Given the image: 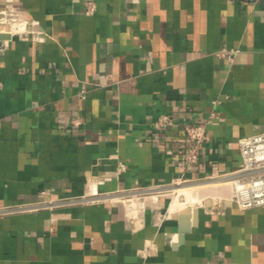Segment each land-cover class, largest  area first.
<instances>
[{"label":"crops","instance_id":"0c3cea01","mask_svg":"<svg viewBox=\"0 0 264 264\" xmlns=\"http://www.w3.org/2000/svg\"><path fill=\"white\" fill-rule=\"evenodd\" d=\"M10 7L39 35L0 50V209L80 200L1 212L0 264H264V206L239 209L224 182L238 140L264 131V0H0ZM162 113L172 127H153ZM187 123L208 135L191 167ZM180 177L219 187L177 243L165 190L136 214L124 196Z\"/></svg>","mask_w":264,"mask_h":264},{"label":"built area","instance_id":"2783aa9c","mask_svg":"<svg viewBox=\"0 0 264 264\" xmlns=\"http://www.w3.org/2000/svg\"><path fill=\"white\" fill-rule=\"evenodd\" d=\"M236 1V0H229ZM243 1V0H238ZM96 11V5L93 1H88L85 13L90 15ZM33 23L25 19L20 12L13 8H7L0 11V34H10L11 36L19 34L23 37H38L39 32L32 29ZM13 28H22L21 31H14ZM7 39H0V50ZM237 49L221 48L215 54L219 58H225L232 62ZM217 101H214L216 103ZM175 121L169 114L162 113L153 122V127L166 129L172 127ZM184 134L187 145L181 150V159L185 166L191 167L198 163L200 146L208 140V135L203 123H187L184 127ZM239 153L242 164L235 171L225 175L224 182L230 187L229 200L239 209H249L264 206V131H259L250 135L241 137L238 140ZM181 181H189L180 177ZM167 190V187H147L134 188L125 191V202L130 205L131 201L137 204V209L145 205L148 196L157 197L155 190ZM112 196V195H111ZM80 199L75 197L62 198L46 203H31L0 209L1 212L17 211L29 208H39L46 206H56L69 203H76ZM129 207V206H128Z\"/></svg>","mask_w":264,"mask_h":264},{"label":"rangeland","instance_id":"374dc122","mask_svg":"<svg viewBox=\"0 0 264 264\" xmlns=\"http://www.w3.org/2000/svg\"><path fill=\"white\" fill-rule=\"evenodd\" d=\"M201 181H207V183H203L201 185H199V187L197 188V190L194 192L193 197H186L187 195L181 196L178 192L173 191L171 188L175 187V186H181L187 183H195V181H181V180H176L174 181L172 184H170L169 186L167 185L166 187L169 189H167L164 193L165 195V203L168 206L169 205V210L170 213L172 214L173 212H176V210H178L177 208H174L173 205H175L176 202H180V200L182 201V199H184V202H189L190 199L192 198H207V199H211V196L209 193H211V190L213 191L215 188H218L219 185L212 180H201ZM201 181H196V182H201ZM221 185V184H220ZM224 185V184H222ZM228 185V184H226ZM180 196V197H179ZM178 197V198H177ZM153 198L155 199V196L153 195ZM174 202V203H173ZM201 204V203H200Z\"/></svg>","mask_w":264,"mask_h":264},{"label":"bare ground","instance_id":"6f19581e","mask_svg":"<svg viewBox=\"0 0 264 264\" xmlns=\"http://www.w3.org/2000/svg\"><path fill=\"white\" fill-rule=\"evenodd\" d=\"M21 29L22 28H13L14 31H21ZM205 182L207 183V181H201V182H195V183H187V184H184V185H181V186L172 187L171 189L173 191L178 192L181 196H184L185 197V195H187L186 197H193V194L197 190V188L199 187V185H201V184H203ZM98 199H100V198H98ZM205 200H207V198H203V199L202 198H200V199L199 198H192V199L189 200V202H186L185 203L184 202V199H182V201L180 200V202H176L175 204L176 205H180V207H178L179 209L181 208L183 210L185 208H188L189 210H191L192 208L197 207V205H199L200 203H204ZM128 206H129V210L131 211V213H133V214H136L137 213V211H138L137 207L138 206H137V204L134 201H131L130 205H128ZM131 213H130V216H131Z\"/></svg>","mask_w":264,"mask_h":264},{"label":"water","instance_id":"95a60500","mask_svg":"<svg viewBox=\"0 0 264 264\" xmlns=\"http://www.w3.org/2000/svg\"><path fill=\"white\" fill-rule=\"evenodd\" d=\"M11 38V35L10 34H7V33H4V34H0V39H9ZM231 202V201H230ZM205 205H209L211 203V199H207L204 201ZM189 209L188 208H185L183 209L182 211L180 212H175L172 214V217L177 219L178 220V224H179V233L180 235L178 236V240H177V243L180 242L181 240V235L183 233H185L188 229V226H189V223L187 221V219L189 218ZM197 211V207H195L192 212L193 214H195Z\"/></svg>","mask_w":264,"mask_h":264}]
</instances>
